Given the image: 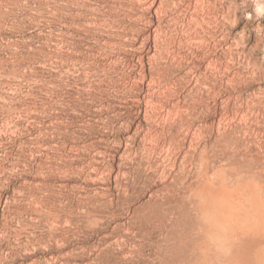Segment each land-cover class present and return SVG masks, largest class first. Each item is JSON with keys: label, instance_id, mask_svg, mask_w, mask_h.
I'll list each match as a JSON object with an SVG mask.
<instances>
[{"label": "rangeland", "instance_id": "obj_1", "mask_svg": "<svg viewBox=\"0 0 264 264\" xmlns=\"http://www.w3.org/2000/svg\"><path fill=\"white\" fill-rule=\"evenodd\" d=\"M235 1L0 0V264H264V11Z\"/></svg>", "mask_w": 264, "mask_h": 264}, {"label": "bare ground", "instance_id": "obj_2", "mask_svg": "<svg viewBox=\"0 0 264 264\" xmlns=\"http://www.w3.org/2000/svg\"><path fill=\"white\" fill-rule=\"evenodd\" d=\"M177 1H178V0H177ZM232 1H233V3L236 5V1H235V0H232ZM200 2H201V1H199L198 3H200ZM204 2H205V1H204ZM204 2H203V3H204ZM211 2H212V1H211ZM259 2H260V3H259ZM259 2H258V4H260V8L263 9V11H264V0H260ZM147 3H148V2H147ZM169 3H170V2H169ZM175 3H176V2H175ZM203 3H202V4H203ZM148 4H149V3H148ZM178 4H180V3H178ZM182 4H183V3H182ZM191 4H192V3H191ZM191 4H190V5H191ZM202 4H201V5H202ZM152 5H153V3L150 4V7H152ZM176 5H177V4H176ZM210 5H211V4H210ZM212 5H213V4H212ZM130 6H131V5H130ZM187 6H189V5H187ZM202 6H203V5H202ZM236 6H237V5H236ZM159 7H160V6H159ZM190 7H191V6H190ZM199 7H200V6H199ZM213 7H214V6H213ZM217 7H218V6H217ZM217 7H216V9H219V8H217ZM257 7H258V6H257ZM146 8H147V7H146ZM148 8H149V7H148ZM174 8H175V7H174ZM177 8H178V7H177ZM201 8H202V7H201ZM236 8H238V7H236ZM159 9H160V8H159ZM161 9H162V7H161ZM161 9H160V10H161ZM184 9H187V8H184ZM194 9H195V8H194ZM197 9H198V8H197ZM244 9H245V8H244ZM146 10H147V9H146ZM182 10H183V9H182ZM182 10H181V11H182ZM214 10H215V9H214ZM238 10H239V9H238ZM184 11H185V10H184ZM209 11H210V10H209ZM233 11H234V12H230L227 16L225 15V18H224V19H226L228 22H227L226 24H223V26L225 27L224 30H226V32L224 31V32H225L224 34L229 33V35H231V34H233V32L237 31V29H238L239 26H240V24H239V21H240V20H239V15H238V12H239V11H237V9H234ZM156 12H158V8L156 9ZM162 12H163V11H162ZM192 12H193V11H192ZM210 12H211V11H210ZM255 12H256V11H255ZM132 13H133V12H132ZM149 13H150V11H149ZM160 13H161V11H160ZM183 13H185V12H183ZM183 13H182V14H183ZM187 13H188V12H187ZM197 13H198V12H197ZM158 14H159V12H158ZM180 14H181V13H180ZM185 14H186V13H185ZM193 14H194V13H193ZM193 14H192V15H193ZM208 14H209V12H208ZM208 14H207V16H208ZM218 14H219V13H218ZM260 14H261V13H260ZM161 15H163V14L161 13ZM161 15H160V16H161ZM174 15H175V14H174ZM195 15H196V14H195ZM125 16H126V15H125ZM141 16H142V15H141ZM184 16H185V15H184ZM210 16H211V14H210ZM213 16H215V14H213ZM259 16H260V15H259ZM157 17H158V16H157ZM163 17H164V16H163ZM180 17H181V16H180ZM208 17H209V16H208ZM232 17L235 18V20H234L235 23H234L233 25H231L230 22H229V21L231 20ZM252 17H254V16H252ZM261 17H262V16H261ZM261 17H260V18H261ZM141 18H142V17H141ZM144 18H145V17H144ZM217 18H218V17H217ZM260 18H259V19H260ZM263 18H264V17H263ZM180 19H181V18H180ZM184 19H185V18H184ZM212 19H213V18H212ZM212 19H211V20H212ZM224 19H222V20L224 21ZM250 19H251V18H250ZM115 20H116V19H115ZM193 20H195V19H193ZM201 20H203V18H202ZM201 20H200V21H201ZM207 20H208V19H207ZM211 20H210V21H211ZM222 20H221V21H222ZM226 20H225V21H226ZM232 20H233V19H232ZM120 21H121V20H120ZM212 21H213V20H212ZM250 21H251V20H250ZM201 23H202V22H201ZM231 23H232V22H231ZM250 23H251V22H250ZM260 23H261V22H260ZM194 24H195V23H194ZM205 24H206V23H205ZM209 24H210V23H209ZM214 24H215V23H214ZM221 24H222V23H221ZM253 24H254V23H253ZM124 25H125V24H124ZM195 25H196V24H195ZM200 25H201V24H200ZM200 25H199V26H200ZM217 25H218V23H217ZM106 26H107V25H106ZM176 26H177V25H176ZM211 26H212V25H211ZM218 26H219V25H218ZM107 27H108V26H107ZM124 27H125V26H124ZM159 27H160V26H159ZM190 27H191V26H190ZM195 27H196V26H195ZM254 27H255V26H254ZM256 27H257V26H256ZM258 27H259V26H258ZM200 28H202V26H201ZM215 28H216V27H215ZM217 28H218V27H217ZM131 29H132V28H131ZM192 29H193V28H192ZM194 29H195V28H194ZM197 29H198V28H197ZM197 29H196V30H197ZM212 29H213V28H212ZM122 30H123V29H122ZM186 30H187V28H186ZM188 30H190V29H188ZM207 30H208V29H207ZM216 30H217V29H216ZM222 30H223V29H222ZM263 30H264V29H263ZM158 31H160V30H158ZM200 31H201V30H200ZM203 31H205V30H203ZM203 31H202V32H203ZM209 31H210V30H209ZM212 31H213V30H212ZM121 32H122V31H121ZM128 32H129V31H128ZM133 32H134V31H133ZM188 32H189V31H188ZM191 33H192V32H191ZM197 33H198V32H197ZM206 33H207V32H206ZM238 33H239V32H238ZM241 33L244 35V36H243V39H249L248 36L245 37V35H246V30H245V28H243V30H242ZM241 33H240V34H241ZM195 34H196V33H195ZM212 34L215 35L214 33H212ZM217 34H218V33H217ZM234 34H235V33H234ZM242 34H241V35H242ZM124 35H125V34H124ZM235 35H236V34H235ZM238 35H239V34H238ZM249 35H250V34H249ZM263 35H264V34H263ZM116 36H117V35H116ZM155 36H156V35H155ZM196 36H197V35H196ZM196 36H195V37H196ZM217 36H218V35H217ZM223 36H224L225 39H227V35H223ZM149 37H150V36H149ZM160 37H161V36H160ZM192 37H193V36H192ZM197 37H198V36H197ZM208 37H209V36H208ZM210 37H213V36H210ZM220 37H221V36H220ZM132 38H133V37H132ZM189 38H190V37H189ZM202 38H203V37H202ZM255 38H256V37H255ZM260 38H261V37H260ZM262 38H263V37H262ZM133 39H134V38H133ZM155 39H156V38H155ZM190 39H191V38H190ZM197 39H198V38H197ZM135 40H136V39H135ZM192 40H193V39H192ZM216 40H217V39H216ZM222 40H223V39H222ZM196 41H197V40H196ZM198 41H199V40H198ZM211 41H212V40H211ZM213 41H214V40H213ZM255 41H256V40H255ZM261 41H262V40H261ZM202 42H203V41H202ZM202 42H201V43H202ZM220 42H221V41H220ZM253 42H254V41H253ZM239 43H240V42H239ZM239 43L236 44V45L239 46ZM194 44H196V43H194ZM210 44H211V43H210ZM199 45H200V44H199ZM259 45H260L259 43H258V44L256 43V46L254 47V50H253V51L257 50V49L259 48ZM197 46H198V45H197ZM156 47H157V46H156ZM200 47H201V46H200ZM218 48H219V47H218ZM204 49H205V48H204ZM232 49H233V46L230 45V51H232ZM245 49H246V48H245ZM247 49H248V47H247ZM252 49H253V48H252ZM242 50H243V49H242ZM258 50H259V49H258ZM253 51H252V50H249V51L244 50V51H242V53H243V55H244V56H243L244 59L246 58L247 61H248V63H249L250 65H252L253 67L257 68L259 62H258V64H257L256 60H253V54H252ZM240 52H241V51H240ZM210 55H211V54H210ZM214 56H215V55H214ZM196 57H197V56H196ZM197 58H198V57H197ZM198 60H199V59H198ZM257 61H258V60H257ZM141 63H142V62H141ZM216 65H217V64H216ZM213 66H214V64H213ZM260 66H262V64H261ZM260 66H259V67H260ZM195 67H196V66H195ZM210 67H211V66H210ZM263 67H264V66H263ZM258 69H259V68H258ZM262 69H263V68H262ZM255 72H256V71H255ZM254 74H255V73H254ZM258 74H259V73H258ZM256 75H257V74H256ZM255 78H256V77H255ZM259 79H260V78H259ZM236 80H237V79H236ZM202 82H203V81H202ZM131 125H132V124H131ZM125 128H126V127H125ZM126 129H127V128H126ZM135 129H136V128H135ZM124 132H126V131H124ZM135 136H136V135H135ZM133 137H134V136H133ZM133 137H131V138H133ZM126 138H129V140H130V137H126ZM133 139H134V138H133ZM151 139H152V138H151ZM127 140H128V139H127ZM135 140H136V139H135ZM135 140H134V141H135ZM132 141H133V140H132ZM129 142H130V141H129ZM152 142H153V141H152ZM130 143H131V142H130ZM133 143H134V142H133ZM152 144H153V143H152ZM117 145H118V144H117ZM126 145L129 146V144H126ZM132 145H134V144H132ZM129 148H130V147H129ZM133 148H134V146H133ZM127 149H128V148H127ZM117 150H118V149H117ZM131 150L133 151L132 147H131ZM129 151H130V150H129ZM129 153L131 154L132 152H129ZM129 153H127V154H129ZM97 155H98V154H97ZM132 155H133V154H132ZM130 156H131V155H130ZM126 157H127V156H126ZM131 158H132V157H131ZM77 160H78V159H77ZM112 160H113V159H112ZM126 160H127V159H126ZM91 161H92V160H91ZM92 163H94V161H93ZM92 163H91L90 165H92ZM122 163H123V161H122ZM95 164H96V163H95ZM95 164H94V165H95ZM102 164H103V163H102ZM125 164H126V163H125ZM96 165H97V164H96ZM123 165H124V164H123ZM88 166H89V165H88ZM92 166H93V165H92ZM95 167H96V166H95ZM109 167H110V166H109ZM92 168H93V167H92ZM93 169H94V168H93ZM89 170H90V168H89ZM95 170H96V168H95ZM98 170H100V169H98ZM72 171H73V170H72ZM74 171H75V170H74ZM92 171H93V170H92ZM104 171H105V170H104ZM93 172H94V171H93ZM93 172H92V173H93ZM96 172H97V170H96ZM92 173H91L90 178L92 177ZM101 173H102V172H101ZM74 174H75V173H74ZM113 174H114V173H113ZM113 174H112V175H113ZM88 175H89V174H88ZM101 175H103V174H101ZM110 175H111V174H110ZM127 176H128V175H127ZM67 177H68V176H67ZM101 177H105V176H101ZM123 177H124V176H123ZM117 178H118V177H117ZM85 179H86V178H85ZM87 179H88V178H87ZM101 179H103V178H101ZM101 179H100V183H101ZM104 179H105V178H104ZM109 179H110V177H109L107 180H109ZM97 182H98V181H97ZM115 182H116V181H115ZM118 182H119V181H118ZM42 183H43V182H42ZM105 183H106V182H105ZM107 184H108V183H107ZM119 184H120V183H119ZM43 185H44V184H43ZM117 185H118V183H117ZM120 185H121V184H120ZM52 186H53V185H52ZM121 186H122V185H121ZM106 187H107V186H106ZM106 187H105V188H106ZM109 188H110V187H109ZM107 189H108V188H107ZM110 189H111V188H110ZM51 195H52V194H51ZM43 201H44V200H43ZM48 201H49V200H48ZM90 201H91V200H90ZM120 201H121V200H120ZM34 202H35V201H34ZM37 203H38V202H37ZM41 203H43V202H41ZM41 203H40V204H41ZM229 204H230L229 207H231V205H232L233 203L230 202ZM47 205H48V204H47ZM234 206H235V205H234ZM96 207H97V206H96ZM96 207H95V210H96ZM225 207H227V206L225 205ZM93 208H94V207H93ZM222 209H223V207H222ZM226 209H227V210H230L228 207H227ZM231 209H232V211H233V208H231ZM236 209H237V208H236ZM236 209H235V210H236ZM223 211H224V210H223ZM236 211H238V209H237ZM51 212H53V211H51ZM221 212H222V211H221ZM224 212H225V211H224ZM230 212H231V211H228V214H229ZM48 213H50V212H48ZM54 213H55V212H54ZM225 213H227V212H225ZM231 213H232V212H231ZM231 213H230V214H231ZM88 214H89V213H88ZM220 214H221V213H220ZM220 214H219V215H220ZM222 214H223V213H222ZM238 214H239V213H238ZM51 215H52V213H51ZM90 215H91V214H90ZM47 216H48V215H47ZM220 216H223V215H220ZM52 217H54V216H52ZM58 217H59V216H58ZM223 217H224V216H223ZM223 217H221L220 219H222ZM225 217H226V216H225ZM225 217H224L223 219H225ZM231 217L233 218L234 216L232 215V216H230V218L227 217V218H228V222L230 221L229 219H231ZM235 217H237V215H236ZM227 218H226L225 220H227ZM56 219H57V218H56ZM58 219H59V218H58ZM58 219H57V220H58ZM220 219H218V221H219ZM238 219H240V218H238ZM232 220H233V219H232ZM236 220H237V219H236ZM253 220H254V219H253ZM58 221H59V220H58ZM234 221H235V220H234ZM228 222H227V223H228ZM231 222H233V221H231ZM255 222H256V221H255ZM58 223H59V222H58ZM58 223H56V224L58 225ZM218 223H219V222H218ZM218 223H217V224H218ZM251 223H252V222H251ZM59 224H60V223H59ZM234 224H236V223H234ZM238 224H239V222H238ZM241 224H242V223H241ZM252 224H253V223H252ZM53 225H54V224H53ZM215 225H216V223H215ZM221 225H222V223H221ZM228 225H230L231 227H234L232 223H229V224H227L226 226H228ZM253 225H254V224H253ZM54 226H55V225H54ZM58 226H59V225H58ZM217 226H218V225H217ZM223 226H224V225H223ZM257 226H258V225H257ZM131 227H132V226H131ZM220 227L222 228V226H220ZM238 227H239V226H237V228H238ZM242 227H245V226H242ZM242 227H241V228H242ZM253 227H254V226H253ZM258 227H259V226H258ZM258 227L255 226V228H258ZM229 228H230V227H229ZM229 228H228V229H229ZM245 228H248V227L246 226ZM131 229H132V228H131ZM215 229L217 230V228H215ZM219 229H220V228H218V230H219ZM231 229H232L233 231H235L234 234L237 233V234H236V237L238 236V238H239V235H238V232H239V231L236 232L237 230H235V229H233V228H230V230H231ZM253 229H254V228H253ZM218 230H217V231H218ZM238 230H239V228H238ZM250 230H251V229H250ZM220 231L223 232L224 230H220ZM220 231H219V233H222V232H220ZM226 231H227V229H226ZM224 232H225V231H224ZM227 232H228V231H227ZM225 233H226V232H225ZM225 233H223V236H224ZM226 234H227V233H226ZM234 234L232 233V236H234ZM221 236H222V235H221ZM226 236H228V235H225V237H226ZM228 237H229V236H228ZM228 237H227V238H228ZM219 238H220V237H219ZM223 238H224V237H223ZM230 238H231V237H230ZM233 239H234V238H233ZM215 240H216V239H215ZM229 240H230V239H229ZM220 241H221V243L223 242V241H222V238L220 239ZM231 241H233V240H231ZM231 241H230V242H231ZM235 241H237V240H235ZM232 243H233V242H232ZM232 243H231V244H232ZM238 243H239V242H238ZM229 244H230V243H229ZM234 244H235V243H234ZM236 244H237V243H236ZM232 251H233V250H232ZM234 252H235V251H234ZM233 254H234V253H233Z\"/></svg>", "mask_w": 264, "mask_h": 264}]
</instances>
